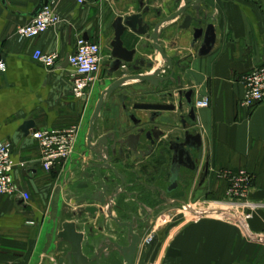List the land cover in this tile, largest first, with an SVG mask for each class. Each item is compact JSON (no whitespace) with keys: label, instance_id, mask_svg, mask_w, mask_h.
I'll return each mask as SVG.
<instances>
[{"label":"crops","instance_id":"obj_1","mask_svg":"<svg viewBox=\"0 0 264 264\" xmlns=\"http://www.w3.org/2000/svg\"><path fill=\"white\" fill-rule=\"evenodd\" d=\"M39 1L0 0V62L5 64V70H0V142L10 144L16 164L13 179L31 198L25 201L18 196H0V264H67L70 246L58 239L67 221H75L86 241L97 247L110 231L118 230L107 216V209L91 215L85 212L89 203H73L83 194L76 190L78 184L73 181L82 172H91L87 169L91 162V120L101 94L113 79L108 77L109 70L107 74L101 73L88 97L77 100L72 95L67 60L75 51L79 36L100 44L105 56L113 22L123 14H137V0H89L85 6L75 0H55L53 8L61 18L60 24L33 40L20 39L17 30L34 20ZM205 4L208 23L214 24L218 38L209 57L194 56L190 34L170 28L173 24L179 26L180 19L167 24L161 37L167 54L181 62L175 78L182 83L179 86L176 79L163 86L195 92L198 122L193 126L202 135L203 160L198 174L188 170L185 173L193 177V192L214 200L222 209L227 187L217 173L247 170L255 176L248 202L257 207L245 210L253 214L246 226L236 218L217 214L155 230L154 242L139 248L134 264H264V102L254 109L240 105L245 94V76L264 65V2L205 0ZM128 7L130 12L126 14ZM141 39L152 49V41ZM38 49L58 54L54 68L33 60ZM150 54V58H155V68H160L161 57L155 51ZM129 85L143 87L139 82ZM109 107L103 114H120L113 101H109ZM169 116L158 124L177 128V122ZM171 116L174 119L178 115ZM30 121L34 128L26 135L22 127ZM104 125L100 120L99 135H104ZM71 126H81L74 155L65 165L47 173L40 162L38 143L31 134ZM165 156L158 148L154 157L142 163L152 164ZM208 161L210 174L195 189ZM21 163L24 168L19 166ZM162 173L166 174V167ZM86 182L84 179L80 183ZM122 205L131 214L140 209L149 212L154 207L152 202L141 200L125 201ZM225 209L229 210L227 206ZM123 214L114 215L126 220Z\"/></svg>","mask_w":264,"mask_h":264},{"label":"water","instance_id":"obj_2","mask_svg":"<svg viewBox=\"0 0 264 264\" xmlns=\"http://www.w3.org/2000/svg\"><path fill=\"white\" fill-rule=\"evenodd\" d=\"M50 1L40 0L33 15L37 17L43 6ZM147 2L149 0H137L134 3L139 7L140 13L119 16L114 22L115 38L111 44L114 61L108 71V77L113 78L123 64L129 65L133 74L115 80L101 94L91 120L88 135V150L95 152L97 158L94 164L88 165L87 169L92 170L91 172H82L73 181V184H78L76 190L83 192L80 197L75 198L73 203H89L85 208V212L91 215H96L107 209V216L119 228L127 230L125 233L127 244L120 246L105 240L97 247L86 241L85 234L79 230L75 221H67L62 225V230L58 234V239L70 246V251L66 256L67 264H100L103 256H107L110 250L118 252L126 264L135 263L137 253L146 235V233L137 230L138 222L142 221V214L128 220L115 216L113 213L114 196H105V191L108 189L110 182L105 172L111 171L113 175L115 174L114 176H118L116 170L110 165L111 157L115 156L117 151L122 152L125 148L133 156L134 161H143L152 157L157 148H161L162 153H164V148L168 147L173 156L169 192L177 189L182 169L194 174L200 172V165L203 160L202 135L190 131L185 120V118H188L192 125H196L198 122L194 90L175 89L171 93L162 95L163 100L160 103L153 105L136 104L134 106L135 110L149 111L151 116L147 121H142L133 114H128L137 131L126 138L117 139L114 133L98 135L95 138V126L104 110L106 100L126 84L131 82L147 83L158 89L169 82L174 83L177 79L178 85L182 86L180 79L175 78L176 69L181 62H175L161 45V37L166 31L165 26L167 24L180 19L181 24L179 26L173 24L170 28L177 27L181 32L190 34L192 54L199 58L209 57L217 43L216 27L214 24L208 23V14L199 5L201 0H175V8L172 14L154 26L146 22L144 18L149 12ZM126 32L152 41L155 53L162 59V66L156 69L155 62L146 63L143 58L136 59L137 50H130L124 45L123 36ZM144 69L150 71L142 73ZM184 109L188 110L187 115L180 122L183 130H187L184 140L181 141L180 138H175L174 141H171L165 132L159 129L158 121L165 118L166 115H170L169 117L175 123L177 120L175 117L173 119L171 115H179ZM32 128H34V122L30 121L24 124L22 131L28 135ZM118 147H120L119 150ZM209 174L210 162L208 161L204 168L203 182ZM84 179L87 182L81 184L80 182ZM96 205H99L100 208Z\"/></svg>","mask_w":264,"mask_h":264},{"label":"flooded vegetation","instance_id":"obj_3","mask_svg":"<svg viewBox=\"0 0 264 264\" xmlns=\"http://www.w3.org/2000/svg\"><path fill=\"white\" fill-rule=\"evenodd\" d=\"M200 7L205 9L206 4L205 0H201ZM147 7H149V12L144 16L145 21L152 24L153 26L160 22L161 20L167 18L172 14V9L175 7V0H149L147 2ZM136 13H140V9L137 5H135ZM127 11L125 13L130 12V8H126ZM170 13L168 16H164V13ZM121 16H124L121 15ZM127 16V15H125ZM114 22L112 24V35L111 39L109 37V41L107 47L109 52H106L104 56V63L102 65L101 73L110 70V67L114 61L112 58V47L111 44L115 38V30L113 28ZM123 42L126 48L132 50L136 49V59L143 58L146 60V63H153L154 59L150 58L152 51H154L153 46L152 49L147 46L144 39L141 37L135 36L130 32H126L123 36ZM148 57V58H147ZM106 61V62H105ZM104 64H106L104 66ZM109 65V67H107ZM150 70L144 69L142 73L149 72ZM133 71L131 67L127 64H123L117 74L114 75L112 78L114 82L115 80L122 78L123 76L131 75ZM111 82V81H110ZM111 82V83H112ZM143 87L136 88L133 85L127 86V84L116 91L111 98L107 99L106 108L107 110L109 107V101H113L120 109V114L117 115H105L103 112L101 113L100 119L96 123V136L98 137V130H100L99 122L100 120L104 121V135L114 133L117 139L126 138L128 135L136 133L137 129L131 122L128 114H133L139 120H148L151 116V112L149 111H140L135 110L134 106L136 104H146V105H153L162 102L161 96L164 94H168L173 92V89H170L166 86H160L158 89L154 88L150 84H142ZM110 86V85H109ZM108 86V87H109ZM126 109V110H125ZM188 113V110L184 109L180 115L176 116L177 119V128H172L170 126H162L158 125L161 131H164L165 134L168 136L169 140L174 141L175 138H180L181 141L184 140V135L187 130H183L182 124H180L183 117H185ZM186 124H188V129L195 133H199L196 127L190 123L188 118H185ZM120 147H118V150ZM158 149V148H157ZM155 150L152 157L156 155ZM164 158H160L158 160H154L152 164L144 165L142 160L134 161L133 156L123 148L122 152L117 151L116 155L111 157L110 165L116 170L118 176H114L111 171L105 172L106 176L109 178V187L105 191V196H114V208L113 213L115 214H123L125 211L126 214H131V212H127L123 207V203L125 201L131 200H141V201H149L153 204L152 211L145 212L143 209L138 210L137 213L131 214L132 217L136 218L139 214H142V221L138 222L137 230L142 231L144 233H148L152 230V225L154 223V219L156 214H159L163 211V209L168 206V204L159 205L160 202H172L174 204H182L184 202V196H187L188 193L185 191V183L184 180L186 177L185 169H182L178 187L176 190L169 192V188L171 187V167H172V152L169 151L168 147L164 148ZM89 156L91 157V162L89 165L94 164L96 161V154L95 152L89 151ZM166 167V174H163L162 171ZM92 171V170H89ZM125 171V172H124ZM203 174L200 175L198 182L195 185V189H197L203 180ZM114 180V182H112ZM180 192V194H179ZM179 194V195H178ZM178 195L176 199V196ZM158 203V204H157ZM157 204V205H154ZM124 213V214H125ZM126 229H122L118 227V230L110 231L109 236L106 241L113 242L114 244H118L120 246H125L127 244V237H126ZM104 240V241H105ZM105 259L104 263L100 264H126L124 259L118 254V252L108 251L107 256H103L102 259ZM102 261V260H101ZM104 261V260H103Z\"/></svg>","mask_w":264,"mask_h":264},{"label":"built area","instance_id":"obj_4","mask_svg":"<svg viewBox=\"0 0 264 264\" xmlns=\"http://www.w3.org/2000/svg\"><path fill=\"white\" fill-rule=\"evenodd\" d=\"M78 5L85 6L89 0H75ZM55 0L44 5L34 20L17 30V36L23 40H33L46 33L49 29L61 22L60 16L53 8ZM264 2V0H260ZM33 60L45 66L54 68L59 56L56 53H45L35 50ZM103 50L100 44L79 36L76 40L75 51L68 56V64L71 68L72 95L77 100H84L90 91L100 80L102 64L104 63ZM0 70H5V64L0 62ZM245 94L241 100V107L254 109L264 102V65L255 68L244 78ZM201 103H197L199 105ZM81 126H71L66 129L34 131L31 136L38 143L40 150V162L47 173H51L57 166H63L74 155ZM21 168L24 163L19 164ZM16 164L13 160V150L9 143L0 142V196H18L29 201L30 195L21 191L13 179V171ZM218 179L227 183L226 201L223 203L229 210L217 209L219 204L214 203L215 208H201L195 210L190 220H199L206 215H226L236 218L242 226H246L253 217L251 211L257 206L248 202L249 193L254 184V178L247 170L219 171ZM204 206H207L204 204ZM224 207V208H225ZM245 210H251L245 212ZM156 234L153 231L146 234L142 245H151Z\"/></svg>","mask_w":264,"mask_h":264},{"label":"rangeland","instance_id":"obj_5","mask_svg":"<svg viewBox=\"0 0 264 264\" xmlns=\"http://www.w3.org/2000/svg\"><path fill=\"white\" fill-rule=\"evenodd\" d=\"M186 181L185 183V191L188 193L187 196H184V202L182 204H174L172 202H160L163 205L166 206L162 212L159 214H156V217L154 219L152 230L148 232V234L152 233L153 231H161L166 229L167 227H171L174 224H178L182 221L190 220L193 218L192 214L196 210H199L201 208H215L214 207V200L204 199L200 197V195L197 192H193L192 185H193V177L189 174H186V177L184 179ZM192 195V196H191ZM191 196V199L189 200ZM177 198V197H176ZM207 205V206H204ZM222 206H216L217 209H221ZM223 210H226L225 208H222ZM192 210V214L191 213ZM123 217H126V219H132L131 214H123ZM226 216V215H222ZM122 218V217H121ZM125 219V218H124ZM174 223V224H173ZM171 225V226H170ZM157 228V229H156Z\"/></svg>","mask_w":264,"mask_h":264},{"label":"trees","instance_id":"obj_6","mask_svg":"<svg viewBox=\"0 0 264 264\" xmlns=\"http://www.w3.org/2000/svg\"><path fill=\"white\" fill-rule=\"evenodd\" d=\"M229 171H231V170H229ZM250 173V172H249ZM251 175L253 176V178L255 179V176L251 173ZM226 187H227V183H226ZM227 189V188H226Z\"/></svg>","mask_w":264,"mask_h":264}]
</instances>
